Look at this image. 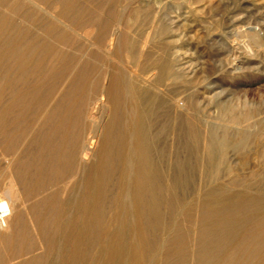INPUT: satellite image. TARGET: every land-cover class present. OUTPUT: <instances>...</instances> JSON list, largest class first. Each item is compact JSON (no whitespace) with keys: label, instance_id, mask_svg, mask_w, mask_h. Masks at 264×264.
<instances>
[{"label":"bare ground","instance_id":"obj_1","mask_svg":"<svg viewBox=\"0 0 264 264\" xmlns=\"http://www.w3.org/2000/svg\"><path fill=\"white\" fill-rule=\"evenodd\" d=\"M88 1L0 0V264H264L261 251L249 261L247 235H236L264 211V193L216 181L219 155L244 148L249 133L206 122L201 146L198 120L167 88L183 64L154 57L153 44L141 53L113 29L101 11L111 14L114 0ZM87 27L92 37L79 31ZM220 114L235 125L245 118L227 106ZM173 138L192 143L196 167L211 168L215 183L198 186L200 197L175 195ZM255 230L262 243L264 219Z\"/></svg>","mask_w":264,"mask_h":264},{"label":"rangeland","instance_id":"obj_2","mask_svg":"<svg viewBox=\"0 0 264 264\" xmlns=\"http://www.w3.org/2000/svg\"><path fill=\"white\" fill-rule=\"evenodd\" d=\"M87 1L81 0V3L87 4ZM114 1L116 6L113 12L107 14L102 10L101 15L112 21L113 29L116 26V31L125 32L134 39L137 51L143 53L153 44L154 57L164 54L171 56L173 68L179 62L183 64L182 71L167 82V88L184 101V113L198 120L201 146L206 142V122L217 133L222 131L223 126L231 131L244 129L249 133L244 148H228L222 156L219 155V167L225 174L216 181L225 187L241 190L250 186L264 193V0ZM134 8L138 15L134 14ZM79 31L88 37L93 35L91 27ZM117 57L123 65H130L128 58L131 59V56L119 54ZM122 69L126 71V68ZM225 106L245 117L241 123L232 124L227 116L220 114ZM175 143L173 138L171 174L176 176L180 172L181 175V184L175 188V195L186 199L200 197L206 187L215 183L210 176L211 168L207 165L203 172L195 166L192 143L186 147H177ZM92 154V151H87L84 158L89 159ZM180 159L187 162L183 170L177 168ZM234 177L240 180L237 182ZM198 186L203 191L198 190ZM2 195L9 197L8 194ZM108 196L105 199L108 205L105 217L109 227L113 228L115 223L111 219L116 213L112 204L114 195ZM165 208L164 221L167 222L173 215L168 207ZM247 219L248 224L236 229L235 233L247 235L246 245L252 252L249 261L258 260L256 252H264V241L258 243L257 234L260 231L255 228L264 219V211L250 214V217L247 215ZM162 235V228H159L157 242L161 241ZM104 238L105 234L98 235L92 248L95 260ZM230 244L237 246L236 241ZM190 264L198 263L193 259Z\"/></svg>","mask_w":264,"mask_h":264}]
</instances>
